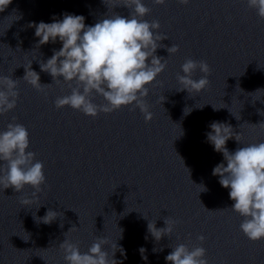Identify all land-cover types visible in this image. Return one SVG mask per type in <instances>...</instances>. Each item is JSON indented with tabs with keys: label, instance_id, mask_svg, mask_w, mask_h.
<instances>
[{
	"label": "water",
	"instance_id": "water-1",
	"mask_svg": "<svg viewBox=\"0 0 264 264\" xmlns=\"http://www.w3.org/2000/svg\"><path fill=\"white\" fill-rule=\"evenodd\" d=\"M116 2L12 0L0 12V76L19 79L20 93L16 108L0 116V131L13 117L25 125L28 150L44 163L46 177L38 198H32L30 186L21 193L0 190V264H66L59 245L73 226L78 230L67 238L78 242L81 252L97 237H107L124 249L126 258L119 251L114 256L122 264H169L165 257L180 243L204 247L209 264H264V239L253 242L240 231L243 218L230 209V189L212 174L226 162L206 135L212 122H222L240 135V143L227 141L230 152L264 142V20L246 0H190L188 5L143 0L151 9L143 19L159 21V33L168 37L161 43L179 46L174 55L157 49L167 67L148 85L152 120L146 122L132 106L96 118L67 106L57 109L56 98L70 89L42 72L40 62L62 44L57 40L38 47L30 25L63 19L65 13L84 16L87 26L106 14L127 16L128 9L114 7ZM188 58L204 60L211 68L210 86L192 96L177 91V74L183 75L181 65ZM30 62L40 83L51 84L46 94L22 79ZM202 75L197 70L193 79ZM94 102L103 98L96 96ZM185 108L192 110L186 109L191 110L186 115ZM199 185L206 191L200 192ZM25 197L33 203L21 205ZM49 209L63 216L44 224L41 218ZM165 217L177 223L170 237L157 242L147 224L153 220L163 228ZM141 247L147 260L141 258ZM153 248L163 250L154 253Z\"/></svg>",
	"mask_w": 264,
	"mask_h": 264
},
{
	"label": "clouds",
	"instance_id": "clouds-1",
	"mask_svg": "<svg viewBox=\"0 0 264 264\" xmlns=\"http://www.w3.org/2000/svg\"><path fill=\"white\" fill-rule=\"evenodd\" d=\"M11 2L0 0V12ZM152 2L163 5L166 0ZM178 2L188 5L190 0ZM246 4L249 9L255 10L260 20H264V0H246ZM116 6L126 7L128 15L115 12L111 16L106 14L94 25L87 26L84 16L65 13L63 19L53 17L51 23L41 21L30 25L35 28V36L39 38L38 47L56 43L57 40L62 44L59 50L53 49V55L46 62H40V70L50 74L56 84H66L70 89V94L56 98L57 109L67 106L96 118L100 113L109 114L132 106L130 110L139 108L145 121L150 122L153 113L146 101L148 85L153 84L167 67V58L157 56V49L166 48L169 55H174L179 51V46L173 44L168 47L161 43L168 37L159 33V21L143 19L151 11L143 0H117L114 3ZM197 70L203 74L198 80L193 79ZM181 71L183 75L177 74V81L181 85L177 91L187 90L191 95L210 86L208 77L211 68L206 61L188 58L181 65ZM22 79L45 94L46 88L51 86L40 83L39 74L31 70V62ZM18 81L11 76H0V116L16 108L20 95ZM96 96L102 97L103 102L95 103ZM161 99L163 102L165 97L162 95ZM186 109L191 108H185L187 115L192 109ZM209 127L211 131L206 134L207 141L223 155L226 162V166L224 162L217 164L212 174L219 177L222 187L230 189L229 197L234 201L230 209L243 218L240 231L250 241H260L264 239V142L237 147L230 152L226 147L227 141L234 138L240 143V135L234 132L230 124L212 122ZM29 137L27 127L16 122V117L12 118L5 130L0 131V190L12 188L14 192L21 193L26 186H30L33 189L32 198H38L41 186L46 183L44 163L36 160V153L28 150ZM199 186L202 187L200 192L206 191L203 185ZM20 203L31 205L33 199L25 197ZM58 216H63V213L49 209L41 219L44 224H51ZM176 223L165 217V227L157 228L155 221L150 220L147 230L159 242L162 237L172 235ZM60 226L63 227V224ZM75 230H78L75 226L70 228L59 245L66 264H122V261L114 259L117 251L126 258L124 249L116 242L110 244L107 237H97L86 252H81L79 243L67 238V234ZM119 230L121 239L123 230ZM197 240L203 243L205 237L199 235ZM105 246L112 249L111 253L105 250ZM171 248L172 251L165 257L169 264H209L207 251L202 246L190 248L180 243ZM162 250L153 248L154 253ZM139 252L141 258L147 260L146 249L141 247Z\"/></svg>",
	"mask_w": 264,
	"mask_h": 264
}]
</instances>
